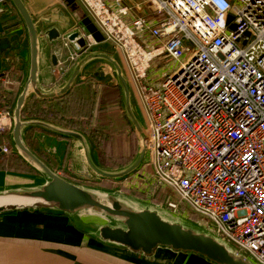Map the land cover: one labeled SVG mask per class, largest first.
<instances>
[{
	"label": "built area",
	"instance_id": "built-area-1",
	"mask_svg": "<svg viewBox=\"0 0 264 264\" xmlns=\"http://www.w3.org/2000/svg\"><path fill=\"white\" fill-rule=\"evenodd\" d=\"M73 1L136 89L148 127L149 169L140 176L152 194L172 192L185 208L171 201L167 210L192 211L197 224L264 264V0H150L154 22L127 20L121 0ZM85 41L86 52L98 45ZM80 55L72 50L70 60ZM167 61L179 67L161 79ZM12 112L0 109V133L10 131Z\"/></svg>",
	"mask_w": 264,
	"mask_h": 264
},
{
	"label": "water",
	"instance_id": "water-1",
	"mask_svg": "<svg viewBox=\"0 0 264 264\" xmlns=\"http://www.w3.org/2000/svg\"><path fill=\"white\" fill-rule=\"evenodd\" d=\"M8 1L19 16L23 31L1 36L0 54L6 55V62L14 59L19 61L24 52L27 57L24 83L13 106L9 143L14 153L35 172L43 175L45 181L36 186L7 188L0 191V215L35 210L67 215L71 218L84 216L102 222L99 226L88 225L99 242L120 246L144 257L152 256L160 248L174 253L196 255L211 264H254L219 236L197 223L185 222L171 211L65 180L30 149L26 141V132L29 129H37L54 136V144H57L56 139L66 141L63 144L65 148L71 141L72 150L68 161L70 173L84 180H92L95 177L117 180L130 176L144 164L147 137L145 128L132 107L131 90L119 63L106 51L100 49L94 51L92 47L86 52L85 38L90 36L97 44H100L103 38L73 0H63L70 14L67 18L61 17V20L46 18L37 21L30 15L22 0ZM6 12L10 15L11 10ZM63 43L81 54L80 58L77 57L79 59L62 87L44 93L39 86L40 59H48L56 66V52L61 45L63 47ZM94 62L105 63L115 74L117 85L123 95L125 113L140 142L135 160L129 166L115 172L103 170L95 165L87 140L78 131L41 119L22 117L29 97H36L40 101L64 97L74 87L85 68ZM107 74L109 71L104 69L93 75L102 77ZM39 134L41 133L35 136L43 149L47 150L43 142L51 137ZM3 144L0 136V155L4 154ZM57 150L54 149V155L57 154ZM77 153L80 155L76 156Z\"/></svg>",
	"mask_w": 264,
	"mask_h": 264
},
{
	"label": "crops",
	"instance_id": "crops-1",
	"mask_svg": "<svg viewBox=\"0 0 264 264\" xmlns=\"http://www.w3.org/2000/svg\"><path fill=\"white\" fill-rule=\"evenodd\" d=\"M22 1L35 21L46 18L61 20V17L67 18L69 14L63 0ZM108 2L111 3L113 1ZM120 5L129 9L126 17L127 20L144 19L151 22L156 21L154 6L151 4L150 0H121ZM115 7L116 5L113 8ZM7 10H11L10 15L7 14ZM15 31H23L22 22L9 1L0 0V37ZM139 40H141V38ZM72 50L73 49L68 44L66 45V43H63V47L61 45L60 49L56 52V66H53L48 59H40L39 86L42 92L49 93L65 84L71 69L80 58L71 61L70 56L72 55ZM5 58L6 55L0 54V83L8 88L15 87L17 89V98L25 79L26 53L24 52V54L21 55L19 61H16L12 57L14 60L6 62ZM122 62L124 64L123 60ZM63 64L69 66L68 72L61 77L54 74V77L53 70L61 68ZM94 67H92V69H94ZM95 72L100 71H94L89 75L91 76V79L88 81L89 85L92 84L94 86L95 83H92V80L100 78V76L95 77L93 75ZM86 76L87 75H85V77ZM107 76L108 74L104 75V77ZM59 80L61 81L58 82ZM84 80L87 82L84 78H78L74 86L80 84L82 95L85 98H89V96L83 94ZM30 98L36 97L31 96L27 101ZM14 104L15 101L13 105ZM96 109L99 110L98 102L96 104ZM38 133H41L39 136L45 135L51 138L43 142L47 150L43 149L41 143L38 147L39 150H37L38 153L30 148L36 155L65 180L67 179L64 175L69 174L79 181H87L76 177L68 171V161H70L69 157L72 150L71 141H69L67 148H65L63 144L66 143V141L56 139L57 144H54V136L47 135L41 131ZM58 142L61 144L59 145ZM3 143L2 147H6L14 152L9 143V132L8 139H4ZM55 148L58 149L56 155L53 154ZM78 155H80V153H77L76 156ZM143 168L146 171L149 169L145 165ZM138 171L131 174L129 179L132 178L134 180V188L145 196L147 195L146 199H148L149 196L153 195L150 189L152 182L142 178L140 176V171ZM44 181L45 177L35 171L32 174H22L0 170V191L7 188L36 186L42 184ZM135 181L138 185H135ZM69 182L75 183L73 181ZM81 186L85 187L84 185ZM138 202L155 205L149 200H138ZM0 216V264H211L199 256L174 253L168 249L159 248L152 256L144 257L141 254L131 253L120 246L99 242L95 238L94 231L89 229L88 226L90 224L95 226L102 224L101 221L94 218H87L84 216L71 218L67 215L51 214L35 210L7 213Z\"/></svg>",
	"mask_w": 264,
	"mask_h": 264
},
{
	"label": "rangeland",
	"instance_id": "rangeland-1",
	"mask_svg": "<svg viewBox=\"0 0 264 264\" xmlns=\"http://www.w3.org/2000/svg\"><path fill=\"white\" fill-rule=\"evenodd\" d=\"M93 47L94 50L100 49L102 51L110 53L121 66L131 90L132 107L135 110L138 119L142 122L145 131L147 132L148 127L144 111L137 96L136 89L132 81L128 77L121 57L118 54L111 52L109 49H107L101 44ZM187 56L188 55H185L182 58V61L186 60ZM92 67H94V69H92ZM162 67L163 70L160 73V76L162 77L161 79H164L166 77L165 74L169 75L172 74V71H177L179 64H173L172 62L167 61ZM104 69H107V71H109V75L107 77L100 76V78L93 79L92 83H95V87L92 84L89 85L88 81L85 82L84 80L83 94L85 96L93 97L94 95L91 96V93L94 94L95 91H97V95L101 94L102 89L99 90V83H109L113 85L118 84L113 71L102 62L91 63L88 67L85 68L83 74L79 77V79L85 78V75H91L94 71H102ZM159 72L160 70L156 73ZM53 76L55 77L54 74ZM60 81L61 80H59L58 82ZM111 94H106V97H104L103 101L99 104V110H97V114H95L96 116H93L91 120L92 124L94 123V125H96V129L99 131V133H97L96 131H92L94 134V139L91 138V136H93L90 132L91 130L87 131L88 137H85L84 135L83 136L87 140V143L90 147V153L95 165L103 170L115 172L124 169L135 160L138 155L140 142L130 120L128 119L125 113L122 93L120 92V96L118 97H110L112 96ZM13 106L14 105L12 104V106L10 107ZM0 136L2 137V140L4 142L2 133H0ZM143 167L144 166L142 165L140 169H142ZM64 177L69 181L84 185L87 188L98 190L101 192H112L130 201H150V199L152 198L151 196H149L148 199H146L147 195L145 196L144 194L140 193L136 188H134V180L132 184L127 182L130 176L117 180H107L95 177L92 181H79L74 177L70 176L69 174H65ZM135 185H138L136 181ZM140 188L144 189L142 187ZM166 207L161 206L160 208L169 211ZM176 215H178L180 218H183L185 222H191L187 219L186 214Z\"/></svg>",
	"mask_w": 264,
	"mask_h": 264
},
{
	"label": "trees",
	"instance_id": "trees-1",
	"mask_svg": "<svg viewBox=\"0 0 264 264\" xmlns=\"http://www.w3.org/2000/svg\"><path fill=\"white\" fill-rule=\"evenodd\" d=\"M15 72V71H13ZM102 89V93L97 95V91L89 97L85 98L80 90V84L74 86L64 97L58 98L52 101H39L36 98H30L23 109V118H33L48 121L50 123L60 125L67 128L77 129L82 135L87 136V131L91 130L92 139L94 134L92 131H99L96 129V125L92 124L91 120L97 113L96 104H100L106 94L111 93L112 96H120V88L117 84L101 83L99 90ZM17 95V89L15 87L8 88L0 83V109L12 106ZM40 132L37 129H29L26 132V141L28 146L36 153L40 146L39 141L36 138V134ZM3 138L8 139V132H2ZM0 170L9 171L13 173L32 174L34 171L14 152L10 149L4 154L0 155ZM152 195L150 202L159 206H167L171 201L177 202L176 197L172 192L163 187H159ZM180 210H184V206L178 203ZM1 217V216H0ZM186 217L189 221L197 223L200 221V217L188 210Z\"/></svg>",
	"mask_w": 264,
	"mask_h": 264
},
{
	"label": "flooded vegetation",
	"instance_id": "flooded-vegetation-1",
	"mask_svg": "<svg viewBox=\"0 0 264 264\" xmlns=\"http://www.w3.org/2000/svg\"><path fill=\"white\" fill-rule=\"evenodd\" d=\"M109 75V74H108ZM84 79H86L87 81H89V79H91V76L87 75ZM101 86V83H99L98 87ZM119 87V86H118Z\"/></svg>",
	"mask_w": 264,
	"mask_h": 264
},
{
	"label": "bare ground",
	"instance_id": "bare-ground-1",
	"mask_svg": "<svg viewBox=\"0 0 264 264\" xmlns=\"http://www.w3.org/2000/svg\"><path fill=\"white\" fill-rule=\"evenodd\" d=\"M126 197V196H125ZM92 220V219H91ZM93 221V220H92ZM96 223H99V222H96ZM102 223V222H101Z\"/></svg>",
	"mask_w": 264,
	"mask_h": 264
}]
</instances>
